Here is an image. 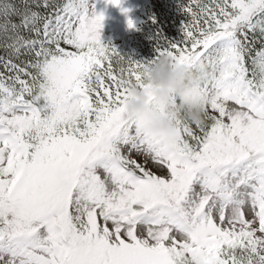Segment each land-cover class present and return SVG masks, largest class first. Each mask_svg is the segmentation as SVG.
Segmentation results:
<instances>
[{
	"label": "snow or ice",
	"instance_id": "6c2138e0",
	"mask_svg": "<svg viewBox=\"0 0 264 264\" xmlns=\"http://www.w3.org/2000/svg\"><path fill=\"white\" fill-rule=\"evenodd\" d=\"M194 6L145 64L102 43L93 0H0V264H264V0ZM161 57L207 66L202 137L127 118Z\"/></svg>",
	"mask_w": 264,
	"mask_h": 264
},
{
	"label": "clouds",
	"instance_id": "9594fccd",
	"mask_svg": "<svg viewBox=\"0 0 264 264\" xmlns=\"http://www.w3.org/2000/svg\"><path fill=\"white\" fill-rule=\"evenodd\" d=\"M208 75L203 62L196 63L194 70L174 68L167 57H161L145 74V84L150 86L151 93L136 87L130 89L127 118L134 120L145 135L166 144L174 143L178 121L192 126L205 123L207 100L202 85ZM149 95L153 98L151 101Z\"/></svg>",
	"mask_w": 264,
	"mask_h": 264
},
{
	"label": "trees",
	"instance_id": "16d2710c",
	"mask_svg": "<svg viewBox=\"0 0 264 264\" xmlns=\"http://www.w3.org/2000/svg\"><path fill=\"white\" fill-rule=\"evenodd\" d=\"M194 3L195 0H145L136 12V30L121 43L108 41L104 45L114 48L124 60L150 63L157 58L158 50L169 43L182 41L183 26L192 23L191 17L184 14L183 7L191 4L193 11H197ZM256 50H260L259 45ZM252 58L255 59V53ZM0 72H3L2 68ZM192 131L197 137L203 136L195 126ZM189 142L195 146V141Z\"/></svg>",
	"mask_w": 264,
	"mask_h": 264
},
{
	"label": "rangeland",
	"instance_id": "374dc122",
	"mask_svg": "<svg viewBox=\"0 0 264 264\" xmlns=\"http://www.w3.org/2000/svg\"><path fill=\"white\" fill-rule=\"evenodd\" d=\"M141 1L142 0H122L121 7L117 8L107 4L105 0H93L96 5V12L98 14L102 13L105 17L101 34L102 43L109 40L119 43L135 29V27L133 29H129L128 21H133L132 13L135 8L137 9L138 6H141ZM125 12L127 15L124 14ZM132 158L142 166L147 161L146 170L151 171L154 175H167L166 170H163L162 166L153 164L150 157L133 155Z\"/></svg>",
	"mask_w": 264,
	"mask_h": 264
}]
</instances>
